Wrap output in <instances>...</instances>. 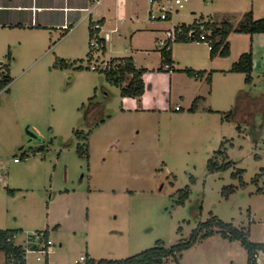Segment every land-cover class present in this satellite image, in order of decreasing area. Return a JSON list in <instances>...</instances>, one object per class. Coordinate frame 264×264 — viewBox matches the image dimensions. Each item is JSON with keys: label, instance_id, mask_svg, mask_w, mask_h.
<instances>
[{"label": "rangeland", "instance_id": "obj_1", "mask_svg": "<svg viewBox=\"0 0 264 264\" xmlns=\"http://www.w3.org/2000/svg\"><path fill=\"white\" fill-rule=\"evenodd\" d=\"M242 1L186 0L171 19L151 21L172 28L178 22L191 23L201 12L209 13L213 20L223 16L236 21ZM156 2L160 0L152 5L149 0H127V7L132 5L139 21H143L149 11L159 12ZM87 4L89 7L92 3L88 0ZM86 13L81 11L80 20L75 21V29L69 36L60 37L63 32L60 26L21 30L13 36L8 31L9 43L0 46V62L9 65L13 78L9 90L0 91V228H31L16 235L15 242L25 245L29 234L58 222L59 231L52 229L49 234L53 243L49 254L51 264H75L87 252L95 259H120L153 246L158 239L170 246L180 238H187L211 214L243 227L251 241L264 242V65L261 62L251 83H246L241 73L216 74L211 93L203 82L200 94L206 100H199L193 115L186 114L180 120L168 115L169 128L161 125L163 136L160 137L166 167L145 175L146 165L135 161L137 153L131 161L119 157L110 161L107 156L104 166L113 172L114 188L123 186L129 191L90 193L86 213L83 204L88 196L89 170L86 160L76 152L79 140L75 132L89 128L84 114L92 111L91 107L96 112L90 117L96 120L105 117L119 101L118 87L107 82L102 71L88 68L93 61L87 55L90 48ZM233 33L230 54L218 55L219 63L214 66L228 68L237 60L234 57L237 48L247 38ZM6 35L4 32L3 38ZM205 48L206 44L197 53L203 54ZM58 57L75 61L72 66L57 68L54 64ZM2 70L0 66V74ZM101 85L112 98L104 94ZM186 90L193 92L194 86L187 85ZM100 102L106 106H100ZM171 129L173 132L169 134ZM217 150L227 156L217 153L216 158ZM115 153L118 155L117 150ZM14 157L19 162H14ZM213 157L219 164L227 160L232 163L227 169L209 172L207 162ZM129 167L136 173L131 177L123 172L127 168L128 174ZM237 169L245 170L241 174L242 185L239 178L231 176ZM22 184H29L31 189L9 194L12 186ZM186 185L189 196L183 204H178L177 190ZM228 185L234 190L226 194ZM79 192L85 197L79 196ZM7 209L9 213L15 212L16 221L7 216ZM29 209L37 214L20 219ZM45 211L48 216L41 219ZM87 222L86 231L74 232ZM36 255L37 250L28 252L27 264H45L43 259L36 260ZM3 261L0 252V264ZM257 262L264 264V253L259 252ZM165 264H247V252L238 240L226 239L215 231L183 250L178 262L167 259Z\"/></svg>", "mask_w": 264, "mask_h": 264}, {"label": "crops", "instance_id": "obj_2", "mask_svg": "<svg viewBox=\"0 0 264 264\" xmlns=\"http://www.w3.org/2000/svg\"><path fill=\"white\" fill-rule=\"evenodd\" d=\"M90 1L92 4L88 7V0H0V46L5 45L7 42L9 43V32H12L13 36L21 30H44L46 27H61L64 23H67L69 28L61 27L63 32H66L64 34L62 32L60 37L69 36L75 29V21L79 19L81 11H86L89 17L87 23V43L90 48V50L87 51V55L92 59V64L97 65L96 61L99 60L107 62L114 57L130 56L136 68L144 69L142 74L144 92L139 101L133 97L121 96L118 90V105L108 114L106 113L105 117L92 120L90 115L96 112L94 107H92V111H88L87 114H84V121L89 127H92V130L88 135V158L86 159L87 168L89 170L87 175L88 196L84 198L83 207H86V205L88 206L90 193H115L117 191H123L124 189L129 191V188H124L123 186L114 188L113 172H110L109 169L106 168V165L104 166L107 156L110 157V161L111 159L118 160V157L121 160L127 159V161H131L130 158H133V154L137 153L135 161L139 160L142 165L143 163L144 166L146 165L145 175L153 174L163 166L166 167L161 154L162 150L160 149V137L161 135L163 136L161 125L164 129L169 128L168 123L170 120L168 115L170 114L175 116L177 120L184 119L186 114L193 115L197 109L195 111H190L189 107L195 97H200L199 100H206V97L200 94L203 88V82H206L205 75L200 79H196L188 76L180 69L193 68L195 70H205L206 74L210 72L211 82L206 83L209 87L208 93H211L210 90L212 89L211 85L214 81V75L228 73V68L231 67L218 68L214 66L216 63H219V54L212 55L211 50L208 49L205 42L182 40L171 43V65L170 68L167 69L165 66L161 65L162 56L159 49V41L166 37V31L171 29L170 27L157 25L154 21H151L152 19L149 18V15L143 21H139L138 16L133 11L132 5H129V8L127 7V0ZM242 2L243 4L240 11L237 13L236 21L232 20L231 17L225 18L223 16L213 20L212 15L202 12L197 17L202 16L205 19L208 18L215 22L227 20L232 23L233 27L237 25L246 11H251L255 19L263 17L264 0H243ZM172 14L173 13L169 14V19H171ZM96 20L100 23L99 35L105 40L103 52L89 45V23ZM178 23L188 24L190 22ZM4 32L7 34L5 38H3ZM233 32L236 31L232 29L226 37L229 49L228 55L232 49L230 40L232 34H234ZM238 33L241 34L242 38H245L244 36L246 35L247 42L242 43L237 48L238 52L234 57L238 59L241 53L251 49L253 61L251 73L254 78L256 67L259 66V63L261 62L262 66L264 65V33ZM113 40L116 43H112ZM205 44L206 48L204 49V55H200L197 53V50L201 47L204 48ZM92 50L94 53H92ZM62 59L66 60L64 57ZM1 65L2 63L0 62V66ZM90 65L91 62L88 65L90 70H97L91 69ZM226 70L227 72H225ZM190 84L194 86L193 92H187L186 90L187 85ZM101 87L104 89V94L106 96L109 98L113 97L109 91L105 90L106 88L104 85H101ZM182 102H184V104H182ZM101 105L100 102V106ZM104 106H106V103L102 105V107ZM175 106H179V108L175 109ZM209 111L217 112L216 109H210ZM171 132H173V129L169 131V134ZM167 136L166 139H168ZM115 150L118 151V155L115 153ZM14 162H19V160ZM101 163H103V165H101ZM137 169H140V167ZM123 172L124 175L128 177L136 174L133 173L132 167H129L128 174L127 168L124 169ZM30 177L35 179V176H29V178ZM143 178L140 180L139 185L142 184ZM6 185L8 186V184H5L4 187H6ZM27 185L29 184L12 186L11 189L8 190L10 192L9 194L15 195V191L20 192L22 190L27 191L31 189L30 186ZM125 185L127 186V184ZM78 195L85 197L83 192H79ZM47 202L46 200L45 208L48 207ZM85 210L87 213L88 207H86ZM29 214L30 216H35L37 213L33 211V209H29L27 212L20 215V219L25 215L27 219ZM7 216H12L13 221L17 220L15 212L9 213L8 209ZM46 216H48L47 211H45L40 218L43 219ZM59 226L60 224L56 222L52 227L46 224L44 229H47L50 234L52 229L58 230ZM7 228L19 229L18 233H23V231H29L31 229L25 226ZM87 229L88 222L82 229H76L74 232H84ZM59 245H61V243H59ZM87 256L90 257L88 252ZM50 259L51 258L48 257L45 263L51 264Z\"/></svg>", "mask_w": 264, "mask_h": 264}, {"label": "trees", "instance_id": "obj_3", "mask_svg": "<svg viewBox=\"0 0 264 264\" xmlns=\"http://www.w3.org/2000/svg\"><path fill=\"white\" fill-rule=\"evenodd\" d=\"M96 23L100 26L98 20L91 21L89 23V42L92 36L99 31V28H93V25ZM190 29H196L199 33H205L207 36L206 41L211 45L210 50L212 55L219 54L221 56H227L229 49L226 42V37L228 36L229 32L233 29L236 32L248 34L264 33V16L255 19L253 18L251 11H246L243 14L241 20L234 27L232 23L227 20L215 22L208 18L205 19L202 16L195 18L191 23L188 24L178 23L173 27L174 38L172 40H167L165 45L159 46L162 56V66H165L167 69L170 68V46L172 42L182 40L198 41L197 39H190L187 36V32ZM65 32H63V34ZM96 39L98 43L97 49L103 52L105 48L104 38L97 36ZM90 47L92 46L90 45ZM72 63L73 61L67 62L62 58H57L54 66L57 68H64L66 66H72ZM2 66L3 70L0 74V91L4 89L8 90V85L13 80L9 73L8 64H2L1 67ZM252 67V52L251 49H249L248 51L240 54L239 58L232 63L228 71L243 73L245 82L251 83L253 79L251 73ZM180 70L186 73L188 76L194 77L196 79H200L205 75L206 82H211L210 72L206 74L205 70H195L193 68H183ZM100 71L103 72L105 79L109 83L118 87L121 96H129L135 98L137 101L140 100L144 92V82L142 80L144 69L136 68L133 59L130 56L111 58L107 61L106 68ZM199 99L200 97H195L193 99L189 107L190 111H195L197 109ZM91 130L92 127H89L86 131L77 130L75 132V135L79 140V144L76 147V152L81 158H84L85 160L88 158V135ZM217 153L218 155L224 154L225 157L227 156L224 151L217 150L215 151V157L217 156ZM224 156L223 158H225ZM231 163V160H227L226 163L219 164L218 160L213 157L207 162V170L209 172H215L217 170L227 169ZM244 172V169H237L231 173V176L234 178H239V183L242 185L244 182L241 178V174ZM256 176L254 178H256ZM227 189L228 191L225 192L226 194L231 193L234 190L232 185H228ZM177 194L178 196L176 202L178 204H183L189 196L188 185H186L184 188L178 189ZM18 230L19 229L8 228L0 229V252L3 253L4 256V261L2 264H26L24 259L26 247L15 242V235H17ZM215 231L219 232L220 235L226 239L238 240L246 249L247 264H258L257 256L259 252L264 253V242L251 241L248 238V231H246L243 227H236L231 222H225L214 214H211L205 221L199 222L191 230L187 238H180L176 243L170 246H165L164 242L161 239H158L153 246L124 258L95 259L86 255L84 256L85 259L83 261H76L75 264H165L167 259H172L173 261L178 262V257L183 250L191 247L200 238L209 236ZM177 232H180V226L177 228ZM34 234L38 236L39 242H45L49 239L48 230L43 229L36 230L35 233L28 235V241L31 242L34 240Z\"/></svg>", "mask_w": 264, "mask_h": 264}, {"label": "built area", "instance_id": "obj_4", "mask_svg": "<svg viewBox=\"0 0 264 264\" xmlns=\"http://www.w3.org/2000/svg\"><path fill=\"white\" fill-rule=\"evenodd\" d=\"M151 5L155 2V1H159V0H149ZM186 0H160L158 6H157V10L159 11L157 14L152 13V11H149V18L154 20V19H167L169 17L170 13H173L174 11L180 9L181 7H183V4ZM62 28H69V25L67 23H64L62 26ZM93 28H99L100 26L96 23L93 25ZM100 36L99 35V31L94 34L90 40V45L94 48L98 47V43H97V39L96 37ZM187 36L190 39H197L198 41H202L205 42L207 44L208 49H211V45L206 41V35L203 32H197L196 29H190L187 32ZM174 38V30L173 28L169 29L166 31V37L164 39H161L159 41V46H163L166 44L167 40H172ZM107 66V62L105 61H99V63L96 64H91L90 68L91 69H99V70H103L105 69ZM179 106H175V109H178ZM18 158H14V161H17ZM15 239H16V235H15ZM52 242L50 239L44 241L39 242L38 241V236L36 234H34V240L33 241H28V243H26L24 246L26 247L25 249V255H24V259L26 261V255L28 252L30 251H34L37 250V255H36V260H46L49 257L50 252L52 251ZM85 258L84 256H80L79 260L83 261Z\"/></svg>", "mask_w": 264, "mask_h": 264}]
</instances>
